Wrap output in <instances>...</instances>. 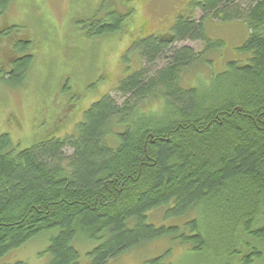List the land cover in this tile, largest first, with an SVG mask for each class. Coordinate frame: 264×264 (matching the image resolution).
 Segmentation results:
<instances>
[{"label": "trees", "instance_id": "16d2710c", "mask_svg": "<svg viewBox=\"0 0 264 264\" xmlns=\"http://www.w3.org/2000/svg\"><path fill=\"white\" fill-rule=\"evenodd\" d=\"M15 1L0 0L1 11ZM117 1H102L101 17L86 24L88 35L122 30L133 10L121 11ZM239 1L192 0L189 8L222 21L244 17L245 60L187 84L186 70L212 62L208 53L225 42L210 39L191 13L177 14L168 32L136 42L144 62L115 88L123 102L102 96L77 135L24 148L8 133L0 136V259L58 230L48 264H83L79 241L95 243L87 264H107L161 237L206 254L205 264L264 260V0L244 11ZM22 29L0 27L9 46L0 50V82L11 88L25 84L35 61L32 34ZM187 39L204 41V50L173 46ZM158 56L168 63L152 72ZM160 208L158 224L150 217Z\"/></svg>", "mask_w": 264, "mask_h": 264}, {"label": "rangeland", "instance_id": "374dc122", "mask_svg": "<svg viewBox=\"0 0 264 264\" xmlns=\"http://www.w3.org/2000/svg\"><path fill=\"white\" fill-rule=\"evenodd\" d=\"M102 1L16 0L7 11L2 12L0 7V27L25 26L24 30L32 34L35 56L23 86L11 88L0 82V136L8 133L16 145L24 148L51 137L77 135L84 113L102 96L110 93L118 102H123L125 96L115 88L121 80L139 70L144 62L136 42L152 34L168 32L177 14L191 13L193 21L203 23L210 39L225 42L220 49L208 53L212 62L194 64L186 70L187 84L207 81L211 72L223 71L228 61L247 57L239 50L250 35L244 17L222 21L218 15L210 14L205 18L200 7L190 12L192 0H118L115 6L121 11L133 10L122 30L90 36L86 24L101 17V9L105 7ZM255 1L240 0V11ZM173 46L190 47L198 53L204 50L205 42L187 39ZM2 47L9 46L0 39V50ZM166 53L164 55L170 56ZM167 63L168 58L158 56L153 67L150 63L152 72ZM66 153L71 156L73 150L68 148ZM164 215L165 208H160L151 213L150 220L161 224ZM57 231H46L11 250L1 257L0 264L17 261L48 264L50 238ZM94 244L77 243L83 264L89 261L87 250ZM157 256V264H205L206 260V254L199 255L186 245L161 237L107 264H152L150 262ZM260 264H264V260Z\"/></svg>", "mask_w": 264, "mask_h": 264}]
</instances>
